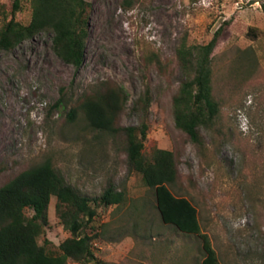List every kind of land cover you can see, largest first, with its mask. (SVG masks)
<instances>
[{
  "label": "rangeland",
  "instance_id": "rangeland-1",
  "mask_svg": "<svg viewBox=\"0 0 264 264\" xmlns=\"http://www.w3.org/2000/svg\"><path fill=\"white\" fill-rule=\"evenodd\" d=\"M85 59L77 69L53 51L43 33L11 52L0 50V186L13 175L52 160L68 182L98 197L111 181L126 202L108 209L89 229L98 262L90 264H201V240L165 225L153 189L130 173L122 138L70 123L71 100L100 81L124 87L128 105L122 126H139L131 111L147 87L152 94L146 152L177 151L180 179L171 186L197 208L202 229L221 264H264V0H141L131 10L121 0H88ZM10 10L12 0H0ZM23 22L30 12L19 15ZM225 28L216 48L217 70H227L235 49H250L257 74L243 85L219 75L222 113L202 130L199 148L176 127L173 98L183 80L177 49L205 45ZM69 102L58 107L63 98ZM48 210L45 240L58 249L70 234ZM28 214H32L28 211ZM68 264H81L69 261Z\"/></svg>",
  "mask_w": 264,
  "mask_h": 264
},
{
  "label": "trees",
  "instance_id": "trees-1",
  "mask_svg": "<svg viewBox=\"0 0 264 264\" xmlns=\"http://www.w3.org/2000/svg\"><path fill=\"white\" fill-rule=\"evenodd\" d=\"M140 1L121 0V6L131 10ZM90 9L88 0H12L10 10L0 5V50L11 52L47 33L53 35L54 53L66 64L80 69L85 59ZM24 12H30L28 22L19 19ZM224 29L218 30L205 45H188L183 41L177 49L183 80L173 98L175 123L199 148L205 146L202 130H213L222 113L219 75L223 81L232 79L243 85L258 71L253 52L239 48L229 63V72L217 70L215 52ZM62 92L58 107L69 102ZM128 100L124 87L114 81H100L71 100L67 120L72 124L84 122L91 130L122 138L128 171L140 174L144 185L154 190L162 222L201 240L204 251L201 264H221L210 236L202 229L197 208L171 189L180 179V154L160 148L146 152L152 105L150 88L135 100L131 109L140 117L139 126L120 124ZM52 198L56 199V215L70 234L56 250L47 240L43 245L39 243L49 226ZM125 202V191H119L111 181L98 197L82 193L52 160L20 171L0 186V264L98 262L92 246L94 238L85 231L96 221L100 207H119Z\"/></svg>",
  "mask_w": 264,
  "mask_h": 264
}]
</instances>
